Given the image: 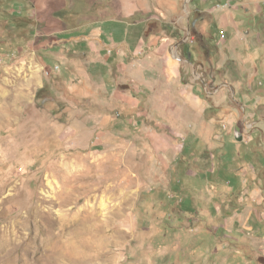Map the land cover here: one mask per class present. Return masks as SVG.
<instances>
[{"label": "rangeland", "instance_id": "1", "mask_svg": "<svg viewBox=\"0 0 264 264\" xmlns=\"http://www.w3.org/2000/svg\"><path fill=\"white\" fill-rule=\"evenodd\" d=\"M0 264H264V0H0Z\"/></svg>", "mask_w": 264, "mask_h": 264}]
</instances>
